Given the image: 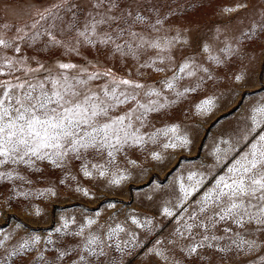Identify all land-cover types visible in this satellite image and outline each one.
<instances>
[{
	"label": "snow or ice",
	"instance_id": "snow-or-ice-1",
	"mask_svg": "<svg viewBox=\"0 0 264 264\" xmlns=\"http://www.w3.org/2000/svg\"><path fill=\"white\" fill-rule=\"evenodd\" d=\"M243 10L231 35L217 28L215 43H198L192 54L176 50L191 47L182 32L161 34L175 13L170 4L162 13L157 0H55L36 8L39 19L30 24L0 21V186H11L8 200L55 197L54 185L31 188L50 181V169L63 173L61 185L77 181V168L87 180L119 187L130 179L127 166L138 167L134 152L159 163L170 162L165 153L190 152L199 130L189 134L177 107L196 94L194 115H213L218 98L199 94L264 38V0L222 9ZM49 19L47 27L40 23ZM252 59L260 89L255 64L230 75L233 89L253 88L258 96L235 138L214 141L213 164L180 171L178 162L168 191L150 184L145 192L149 201L160 193L158 213L175 225L166 242L156 238L146 247L126 224L101 223L97 210L79 221L62 216L43 237L32 231L13 244L14 232L0 227V264H126L137 248L149 264H264V60ZM246 98L241 94L240 104ZM74 191L95 199L79 182ZM10 207H0V216ZM128 219L145 236L153 233L151 217Z\"/></svg>",
	"mask_w": 264,
	"mask_h": 264
},
{
	"label": "rangeland",
	"instance_id": "rangeland-1",
	"mask_svg": "<svg viewBox=\"0 0 264 264\" xmlns=\"http://www.w3.org/2000/svg\"><path fill=\"white\" fill-rule=\"evenodd\" d=\"M53 2L55 0H0V21L6 20L16 25L30 24L33 19H39L35 15L36 8H43ZM157 3L162 13L167 11L169 4L175 13L169 15L161 29V34H167L170 38L180 31L189 39L191 47L177 45L178 54L180 52L192 54L197 50L196 45L205 41L214 44L217 28L222 30L223 35H231L239 24L238 18L243 17L247 12V10H243L231 14L223 13L222 9L225 6H233L235 0H157ZM177 4L180 5L178 9L176 8ZM40 23L47 27L54 22L49 19ZM223 35L221 39H223ZM261 44H264V38L256 44H250L246 49L247 54L242 60L233 58L223 70H218L222 78L215 85L205 88L199 94L201 97L205 93L214 94L218 98L217 109L213 115L207 118L194 115L192 101L196 99V94L177 107V112L183 110V115L179 119L183 121V126L189 134H193V129L199 130V138L195 140V147L190 152L165 153V156H169L170 162L166 159L164 163L153 161L147 158L146 154L134 152L131 154V158L137 160L138 167L127 166L130 179L119 187L107 185L103 181L87 180L79 174L77 168L72 169V174L77 175V181L69 180L63 185L58 183V178L63 177V173L59 170H49L50 181L48 179L35 180L39 174H30L35 180L31 186L33 191L54 185L57 192L55 197L34 195L29 199L18 197L9 201L11 186L7 188L0 186V207L11 204L5 215L0 216V227H3L6 232H14L13 239L8 243L13 244L21 237H27L32 231L43 237L46 230L58 226L60 217L75 216L79 221L84 216H93L97 210L101 213V223L106 222L114 225L115 222H120L126 224L129 229L139 234L146 247H150V242L156 238L166 242L175 225L158 213L160 193L157 192L154 200L149 201L145 198V192L152 191V188L148 187L150 184L153 187L156 184L167 185L168 188L164 191H168L175 178V173L172 170L178 162H181L180 171L195 170L201 164H213L214 160L208 153L214 145V141L221 137L224 139L235 138L236 130L244 126L248 104L254 99H258V96L253 88L233 89L230 75L251 68L255 64L257 68L254 80L255 89H260L259 65L252 58L264 60V50H262ZM225 73L229 74L228 78H224ZM153 78L158 79L159 77L154 74ZM245 93L247 98L243 104H240V95ZM201 144H204L205 147L201 148ZM184 157H188V160H184ZM53 172L55 174H52ZM78 182L87 188L95 199L75 192L74 189ZM28 188V185L24 186V190ZM109 202L115 203L116 208L108 207ZM37 207L41 210L39 216L35 215ZM130 215H136L140 219L151 217L154 224L153 233L145 236L143 230L137 229L131 224L128 219ZM113 216L114 220L109 219ZM17 223H22L24 227L16 229ZM72 227L75 228V225ZM64 239L67 241L70 238L65 237ZM165 246L171 247L166 244ZM143 252L144 249H134L133 255L125 258L126 264H149V258L145 257ZM112 254L118 259L121 255L116 252ZM153 264H159V262H153Z\"/></svg>",
	"mask_w": 264,
	"mask_h": 264
}]
</instances>
